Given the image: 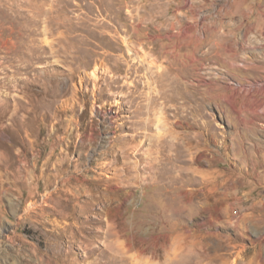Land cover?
Listing matches in <instances>:
<instances>
[{"label": "rangeland", "instance_id": "1", "mask_svg": "<svg viewBox=\"0 0 264 264\" xmlns=\"http://www.w3.org/2000/svg\"><path fill=\"white\" fill-rule=\"evenodd\" d=\"M0 264H264V0H0Z\"/></svg>", "mask_w": 264, "mask_h": 264}, {"label": "bare ground", "instance_id": "2", "mask_svg": "<svg viewBox=\"0 0 264 264\" xmlns=\"http://www.w3.org/2000/svg\"><path fill=\"white\" fill-rule=\"evenodd\" d=\"M251 24L249 23V25H248V28H251ZM7 84V83H6ZM33 111V110H32ZM50 158V157H49ZM63 161V160H62ZM62 165V164H61ZM86 171H89L88 169L87 170H85V172ZM74 189L73 190H75L76 192H86L87 191V189H88V187H85V186H74L73 187ZM57 191H59V190H57ZM78 196V195H77ZM78 199V198H77Z\"/></svg>", "mask_w": 264, "mask_h": 264}]
</instances>
